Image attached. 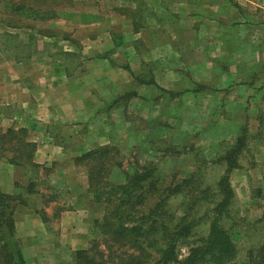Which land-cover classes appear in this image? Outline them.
Returning a JSON list of instances; mask_svg holds the SVG:
<instances>
[{"label": "rangeland", "instance_id": "1", "mask_svg": "<svg viewBox=\"0 0 264 264\" xmlns=\"http://www.w3.org/2000/svg\"><path fill=\"white\" fill-rule=\"evenodd\" d=\"M138 1L140 4L136 6H140L137 9L139 13H149L145 1ZM183 1L161 0L159 3L163 8L167 6V16L176 23L174 28L181 26L182 16L188 13L194 14L196 24L203 25L202 21L198 22L192 7L198 0H190L189 11L187 6L182 7ZM230 1L234 3L237 0ZM250 1L254 3L252 7L248 6L241 14L264 22V0ZM122 4L123 0H0V129L6 131L11 125L15 126L12 127L15 130L24 127L30 135V129L39 128L31 117H26L22 123L21 119L27 116L23 114L27 112V102L23 100L30 95L28 90L37 83L42 84L44 76L51 79L54 74L62 77L66 75L73 79L74 84L81 82L78 86H84L82 79L87 77V71L92 70L96 74L95 80H98L96 87H100L102 81L98 78L102 73L92 66L105 64L102 60L91 62L88 59L85 52L89 44L87 42L94 37L104 38L109 31L116 34L121 25L119 14L133 15L136 12L133 8L123 12L124 8L120 7ZM17 8L46 11L51 15L47 20H34L20 17ZM158 13L166 15L161 8ZM226 21L221 24V29L219 24L206 28V38L214 30L220 29L222 39H204L207 63L203 66H198V51L202 50L197 51V47L188 50L193 60L189 66L178 62L174 66H132L137 67L138 81H130L127 77L125 83L114 85L111 90L115 97L119 96V100L114 105L93 106L86 110L87 113L84 111L80 120L81 123H93L98 133L108 134L110 143L105 146L119 149L125 169L132 171L134 164L140 167L148 165L157 167L159 176L166 177L168 181H179L205 161L207 163L203 166L202 174L209 186L214 185L227 168L225 162L213 164V161L225 154L226 147L235 144L245 127L250 137L246 149L236 157L240 168L230 173L234 198L228 208L229 217L223 220V224L231 233L237 248L236 259L231 264H257L264 256L261 253L264 245V85L261 87L264 66L257 63L256 55L249 48L251 45L247 46L250 41L243 37L245 27L232 29V32L237 30V33L228 39L226 30L231 28ZM257 30L263 29L255 23L250 32ZM173 41L175 50L185 49L177 46L179 40ZM114 42L117 43L116 39ZM102 48L101 52L110 50L109 47ZM195 53L196 57L193 55ZM24 55L30 56V59L23 61ZM105 56L107 58L108 54ZM17 57L21 60H17ZM116 59L115 54L109 55V60L117 62ZM124 59L123 56L121 62H125ZM152 72L159 82L157 88L142 86L150 82ZM35 109L36 103L30 105V110ZM90 116L93 117L89 119ZM258 123L259 130L256 128ZM68 129L59 126L51 132L64 148L71 147L63 140ZM84 131L80 129L79 134L82 135ZM83 136L86 139L87 134ZM54 164L46 167L49 169L48 175L41 169L31 172L32 168L14 173L18 200L27 194L30 184H36L35 188L45 192L47 199L43 216L52 224L56 222L62 202L51 198L49 201V197L54 195L53 190L47 188V185L53 187L49 177L56 172L69 174L67 170L72 160ZM81 169L74 170L72 174L80 180L86 173ZM111 178L117 182L124 181V176L117 169ZM61 189L56 191L68 196L65 189ZM88 198L91 199V196L88 195ZM172 202L175 206L185 205L181 197L174 198ZM52 231L55 232L56 227ZM207 233L208 224L201 223L196 239H189L180 245L179 258H185L191 244H198ZM90 238L89 245L95 238L94 226ZM25 250L26 264L76 263V252L69 254V251L57 246L31 245Z\"/></svg>", "mask_w": 264, "mask_h": 264}, {"label": "crops", "instance_id": "2", "mask_svg": "<svg viewBox=\"0 0 264 264\" xmlns=\"http://www.w3.org/2000/svg\"><path fill=\"white\" fill-rule=\"evenodd\" d=\"M144 1L149 11L147 14H140L139 10H137L140 9V6L139 8L136 6L140 4L138 0H123L124 4L120 5L121 8H124L123 12L130 10L129 8L135 9L136 12L133 15L119 14L118 21L121 25L116 34L109 31L104 38L94 37L92 40H88L87 43L89 44L85 51L88 59L91 62L102 60V63L105 64V66H92V68L96 67L97 70L100 69L102 73L98 78L102 81L100 87H96L98 80H95L96 74L91 70L90 72L87 71L85 75L87 77L82 79L84 86H78L81 82L74 84L73 79L66 75L62 77V75L55 76L54 74L51 79H46L44 76L41 80L43 81L42 84L37 83L35 87L28 90L30 95L23 100L27 102V105H25L27 112L23 113L27 116L21 119V123L26 117L27 119L31 117L34 123L39 126V128L35 127V129L29 130L31 136L28 133V140L37 145L33 159L36 164L48 167L53 163L73 160V158L92 149L108 145L110 143L108 134L105 135L104 132L98 133L99 131L93 128V123H88L87 121L88 124L81 123L80 119L84 111L87 113L86 110L91 109L93 106H104L109 103L114 105L119 100V96L115 97L113 95L114 93L111 90L113 86L122 82L125 83L127 77H129L130 81H138L137 67L133 68L132 66H174L175 62L189 66L192 65L193 60L192 54L188 53V50L192 51L195 47H197V51L199 49L202 50L201 52L198 51L197 62L198 66H203L204 63H207L204 39L221 40L222 31L220 32V29L224 20H227L226 22L231 28L226 30L228 39H231L237 33V30L232 32V29L237 26L245 27L246 31L243 37L250 41L247 46L251 45L249 48L256 55L257 63H260V66H264V22L262 20L249 19L246 17L247 15L243 17L241 14H244V10L248 6L252 7V4H254L250 0H242L243 3H241V0H237L234 3L230 0H198V3L192 5V7L194 8V13L198 16V22L202 21L203 25L196 24L193 19L194 14L188 13L182 16L181 26L177 25L176 28H174L176 23H173L172 17L167 16V6L163 8L159 4L161 0ZM189 2L190 0H184L182 7L187 6L188 8L190 6ZM159 8L164 11L165 16L164 14L162 16L159 15ZM222 8L224 9L222 10ZM240 10L243 12H240ZM255 23L260 24L263 30L250 32ZM215 24H219L220 29L214 30L206 38V28ZM115 39L116 44L114 42ZM174 39L179 40V42H176L178 47L185 49L182 50L180 48L178 50L177 48L175 50ZM253 40L256 41L254 42ZM213 45L216 47L215 41ZM102 47H109L110 50L101 52L100 49H103ZM229 51L225 50L227 53ZM111 53L117 56V62L109 60ZM107 54L108 57L106 58L105 55ZM193 55L196 57L197 54ZM123 56L124 60H126L125 62H121ZM87 67L91 68L90 66ZM53 69H55V66H53ZM152 74L150 82L142 86H149L150 89L151 87L157 88L159 82L155 78V74L153 72ZM263 85L264 82H262L261 87ZM34 103H36V109L30 110V105ZM92 117L90 116L89 119ZM12 119H8V121L14 123ZM59 126L69 128L68 134L63 136V140L66 145L69 144L71 147H62L56 137L51 134L53 129ZM12 127L15 126L11 125L10 128ZM258 127H260L259 123L256 127L257 130H259ZM22 128L25 129L24 127ZM80 129H85L86 139L83 136L84 133L82 135L79 134ZM28 168V166L10 164L6 159L0 158L1 190L6 194L17 196V180L14 173L20 169ZM81 168L80 166H75L72 161L71 167L67 170L70 172L69 174L56 172L49 177V182L55 187V190H62L61 187H63L68 195H63V193L58 191L60 196L54 199L57 202H62L54 224L49 223L43 216L45 199L47 198L43 190L36 188L34 191H27V194L23 196L24 202H18L15 206L16 236L20 240L26 263L25 248L31 245L57 246L69 251V254L85 250L89 245L94 221L102 218L104 206L100 203H93L92 197L91 199L88 198V195L89 197L91 195L86 173L81 177V180L77 176L72 175L74 170L77 171ZM234 174L235 172L232 173V175ZM58 186L61 187L59 188ZM54 227H56L55 232L52 231Z\"/></svg>", "mask_w": 264, "mask_h": 264}, {"label": "trees", "instance_id": "3", "mask_svg": "<svg viewBox=\"0 0 264 264\" xmlns=\"http://www.w3.org/2000/svg\"><path fill=\"white\" fill-rule=\"evenodd\" d=\"M16 11L20 17L34 20H47L51 15L32 9ZM24 56L23 61L30 59ZM249 137L243 127L235 144L213 161L225 162L227 168L212 186L202 174L205 161L187 177L168 181L159 176L157 167L134 164L132 171L125 169L119 149L113 146H100L73 158V164L86 172L92 202L104 206V215L94 221L95 238L88 249L76 252L75 264H231L237 248L223 220L229 217L228 208L234 198L230 173L240 168L236 157L246 149ZM36 147L28 140L26 129H0V158L28 166L31 172L41 169L48 175V168L33 161ZM115 169L124 176L123 182L112 180ZM35 187L30 184L28 191ZM47 188L54 194L49 201L60 196L55 187ZM176 197H181L185 205L175 206L172 200ZM18 202L23 203V198L18 200L0 188L1 264H26L15 230ZM201 223L208 224L207 235L198 244H191L188 255L180 259V245L196 239ZM257 264H264L263 255Z\"/></svg>", "mask_w": 264, "mask_h": 264}]
</instances>
